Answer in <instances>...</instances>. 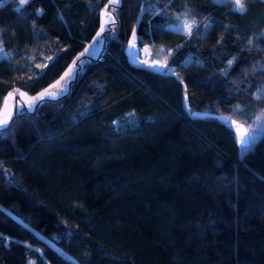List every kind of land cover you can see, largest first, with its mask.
<instances>
[{"label":"trees","instance_id":"trees-1","mask_svg":"<svg viewBox=\"0 0 264 264\" xmlns=\"http://www.w3.org/2000/svg\"><path fill=\"white\" fill-rule=\"evenodd\" d=\"M108 3L0 0V109L76 60L0 128V264H264V129L240 152L219 117L264 110V0H120L80 57Z\"/></svg>","mask_w":264,"mask_h":264},{"label":"rangeland","instance_id":"rangeland-1","mask_svg":"<svg viewBox=\"0 0 264 264\" xmlns=\"http://www.w3.org/2000/svg\"><path fill=\"white\" fill-rule=\"evenodd\" d=\"M108 4L110 5V8H105L101 12L100 28L98 29L95 36L89 42H87L84 49L80 52L79 54L80 57L85 56L86 59L98 57L99 52L102 48L103 33L111 23V20L114 19L113 11L115 10V7H117L120 4V0L118 4L114 3L113 0H109ZM232 7L237 10L235 6V0H232ZM186 24H191L192 26L191 30L193 29L194 23L192 21H187L185 23L183 22L175 26V28L179 29L180 31H182L181 29H183L182 32L188 34V30L187 28H185ZM127 52L130 60L133 61L134 63L144 64L156 70H167L166 60L169 50L165 49L164 47L148 46L146 48H143L142 50H137L135 47L134 39L132 38L128 45ZM2 55H4V53L0 52V56ZM75 63L76 60L73 61L66 68L64 73L57 80L51 83L48 87L41 89L37 92L31 93L23 89H13L9 91L6 94L4 102L0 109V128H3L8 124L14 112L16 111L19 112L21 111V109L22 111L23 110L32 111L34 107L33 109L30 110L28 108V104L34 103L35 106V104L41 100L39 99V96L42 93H56L57 94L56 97L65 93L67 90L64 91V89L65 88L67 89L69 81L72 80V78L74 77L75 67H76ZM69 69H72V73L69 76H66L65 73H68ZM261 92L264 93V90H261ZM49 98L52 97L45 95L44 99H49ZM194 114L208 115V113L206 112L194 113ZM219 117L233 127L236 139L240 144V152H243L244 148L249 146L264 129V110H261L260 112L256 113L245 123L234 120L225 115H219ZM5 120H7V124L3 123ZM245 132L247 133L246 144H241L240 137Z\"/></svg>","mask_w":264,"mask_h":264},{"label":"snow or ice","instance_id":"snow-or-ice-1","mask_svg":"<svg viewBox=\"0 0 264 264\" xmlns=\"http://www.w3.org/2000/svg\"><path fill=\"white\" fill-rule=\"evenodd\" d=\"M27 2H28V0H20L21 4H25ZM113 2L118 4L119 0H113ZM235 6H236L237 10L240 11V12H243L245 10V7H244L243 3H241V0H235ZM111 23H115V20L112 19ZM191 27H192L191 24H186L185 25V28H187V30H188V34H190ZM181 30L183 31V29H181ZM231 63H232V61H229V65H231ZM80 70H82V69L78 67L76 69V72L78 73ZM71 73H72V69H69V72L65 73V75L69 76ZM66 90L67 89L65 88L64 91H66ZM13 95H15V94H13ZM21 95H23V94H21ZM45 95H48V96H50L52 98H55L57 94L56 93H42L39 96V99L43 100L45 98ZM33 107H34V103L33 104H28V108L30 110L33 109ZM21 111H22V109H21ZM3 123L7 124V120H5ZM246 137H247V133L246 132L243 135H241V137H240V143L241 144H246Z\"/></svg>","mask_w":264,"mask_h":264}]
</instances>
